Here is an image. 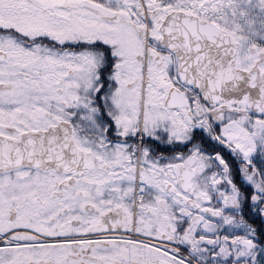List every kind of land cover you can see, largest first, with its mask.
Masks as SVG:
<instances>
[{"label": "snow or ice", "instance_id": "obj_1", "mask_svg": "<svg viewBox=\"0 0 264 264\" xmlns=\"http://www.w3.org/2000/svg\"><path fill=\"white\" fill-rule=\"evenodd\" d=\"M0 264H264V0H0Z\"/></svg>", "mask_w": 264, "mask_h": 264}]
</instances>
